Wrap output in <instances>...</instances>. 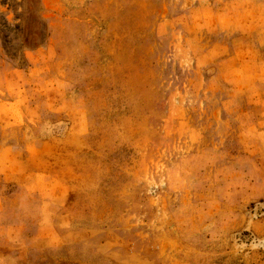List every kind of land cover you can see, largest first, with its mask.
I'll return each instance as SVG.
<instances>
[{"label": "rangeland", "instance_id": "rangeland-1", "mask_svg": "<svg viewBox=\"0 0 264 264\" xmlns=\"http://www.w3.org/2000/svg\"><path fill=\"white\" fill-rule=\"evenodd\" d=\"M0 264H264V0H0Z\"/></svg>", "mask_w": 264, "mask_h": 264}]
</instances>
